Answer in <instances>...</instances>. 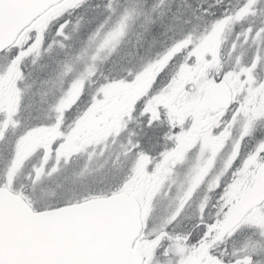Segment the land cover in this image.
<instances>
[{"label":"snow or ice","instance_id":"1","mask_svg":"<svg viewBox=\"0 0 264 264\" xmlns=\"http://www.w3.org/2000/svg\"><path fill=\"white\" fill-rule=\"evenodd\" d=\"M0 264H264V0H0Z\"/></svg>","mask_w":264,"mask_h":264}]
</instances>
